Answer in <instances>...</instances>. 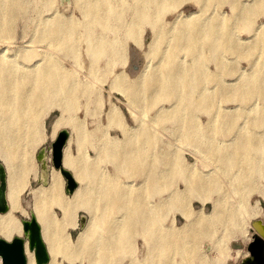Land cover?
Returning <instances> with one entry per match:
<instances>
[{
	"label": "bare ground",
	"instance_id": "6f19581e",
	"mask_svg": "<svg viewBox=\"0 0 264 264\" xmlns=\"http://www.w3.org/2000/svg\"><path fill=\"white\" fill-rule=\"evenodd\" d=\"M81 1L87 22L42 18V9L50 1L0 0V40L13 42L19 22L34 6L40 10L34 41L30 42L40 51H47L43 62L33 65L20 61L17 54L3 58L6 50L0 52V158L7 172L9 206L6 213H0V238L11 241L23 237L22 220L29 212L23 203L25 198L41 225L51 257L49 264H85L86 259L89 264L118 263L134 237H141L146 244L149 264H228L231 238H237L238 234L245 236L250 219L261 213L259 207L249 204L253 189L260 179L264 180V23L256 27L252 23L256 17L252 11L257 8L242 16L250 20L245 28L252 34L244 40L235 37L234 24L225 23L215 15L204 18L202 12L183 19L180 15L172 28H166L163 14L171 9L172 0ZM202 1L212 6L210 3L215 5L221 0ZM261 5L258 13L264 12V3ZM146 25L154 29L151 47L152 55L160 57L157 65L147 75L144 71L140 82H128L124 72L116 73L110 86V93L123 99L124 107L137 123L126 130V136L154 141L158 120L138 119L135 108L144 107L148 99L157 102L170 97L175 102L172 116L178 137L191 146H205L207 152L215 154L214 162L218 165L212 176L203 174L202 170L186 171L185 190L175 195L177 203L191 195L198 198L202 207L195 212L183 207L181 213L186 224L179 228L176 221L172 226L165 225L162 213L169 210L166 206L169 198L156 202L155 197L160 193L157 185L168 179V173L155 169V160L147 158L146 147L126 148L123 154L117 153L116 159L120 161L117 169L126 174L125 181L120 176L106 178L102 161L89 164L74 157L70 138L64 167L77 180V190L72 195L66 194L65 180L53 168L47 185L32 184L40 176L35 151L45 139L43 117L48 108L63 109L53 124L52 139L70 127L76 132L78 142L83 127L71 112L81 96L93 93L87 84L71 77L72 72L65 68L60 57L70 52L68 56L78 60L80 36L84 32L92 56L86 73H101L99 62L104 58L108 70L103 73L114 74L116 63L125 51L121 36L135 37ZM96 26L103 28L102 33H96ZM110 33L115 36L111 37ZM160 41L167 44L163 51L156 49ZM19 50L25 51L23 57L27 55L28 48ZM231 53L236 58H245L249 68L242 69L238 62L234 63L235 58L229 61L226 55ZM184 54L191 57L190 62L182 60ZM212 60L214 71L209 70L208 62ZM73 66L80 67L78 61ZM225 72L229 73L228 79L223 75ZM231 102L235 107L225 106ZM90 103L93 101H87ZM197 111L209 116L206 125L199 122ZM109 114L115 120L121 111L112 107ZM132 173L140 177L139 183L136 177L129 176ZM213 194H217L215 199ZM209 201L213 209L207 213ZM81 211L88 220L74 239L73 231ZM203 235L214 242L217 251L214 258L192 248L190 241ZM180 250L186 253L179 254L181 261L176 262L170 252ZM27 256L28 264H36L28 244Z\"/></svg>",
	"mask_w": 264,
	"mask_h": 264
},
{
	"label": "rangeland",
	"instance_id": "374dc122",
	"mask_svg": "<svg viewBox=\"0 0 264 264\" xmlns=\"http://www.w3.org/2000/svg\"><path fill=\"white\" fill-rule=\"evenodd\" d=\"M45 1L50 2L42 9V18L55 19L56 17H61L66 21L71 19L74 22H87V20L84 18L83 12L85 5L81 0ZM235 2L238 3L235 4ZM261 2L264 3V0H221L215 3V5L210 3L212 6H207L203 4L202 0H172V2L170 1V5L173 8L171 7V9L165 10L163 14V23L166 28L170 29L175 24L180 15V19H183L190 15H194V17H196L202 12L203 16H205L204 18L215 15L225 23L234 24L236 28L235 31H233L235 33V37L247 40L252 34H250L248 32L249 30L245 28V23H248L247 21L250 20L244 19L242 16L244 17L248 14V12H250V14L253 12V14H256V17L252 20V23L255 24V27L264 23V12L258 13L259 6H262ZM257 4H259V6ZM203 6L208 7V9H203ZM235 7L236 9L234 10ZM253 7H256L257 11L254 10L251 12L250 10H252ZM39 10V8L35 9L33 6L24 20L19 22L16 28L15 38L12 40L13 42L9 41V43L7 41L0 40V52L2 50H6L3 58L12 54H17L20 61L30 65H33L37 62H43L47 51H40L36 44L30 42L34 41L35 22L39 17ZM239 14L241 16H239ZM52 16L55 17L51 18ZM243 19L244 21L242 24L240 21ZM130 20L131 16H128L127 22H130ZM241 26L243 28H241ZM95 30L96 33H102L103 28L96 26ZM153 31L154 29L151 25H146L144 28L142 27L139 33L136 34V36L138 35L137 37L135 36L136 38L121 36V38H123L125 51L121 54V58H119L116 63L113 72L114 74L103 73V71L108 70L106 67L108 61L104 58L99 62V66L101 67L99 71H102L101 73L87 74L90 69V64L92 63V56L87 50L89 38L84 32H82L80 36L81 42L79 45L78 60L74 59L72 56H68L71 54L70 52H64L65 56H61L60 59L65 68L72 72L71 77L75 80L82 81L84 84H87L93 91L91 94L81 96L78 104L71 112V116L76 118L79 125L83 127V133L78 138V142L75 141L76 132H72L70 127L66 128V130L71 133L70 147L72 155L81 160L83 163L90 164L95 161H102L101 166L103 168L104 174L106 178L110 179L112 177L120 176L121 180H127L126 174L121 170L119 172L117 169L118 163L120 162H118L116 159L118 152L121 155V153L123 154L126 148H148L147 158H153L155 160V169L164 170L166 173H168V179H163L156 187L160 190V193L156 194L155 200L158 202L169 198V202L166 205L169 210L164 209L162 216L165 218L166 226H172V223L176 221V227L179 228L186 224V219L181 213V209L183 207L192 209L194 212L200 210L202 207V204L200 201H198V198L191 195L186 197L183 201H179L177 203L178 197H175V195L179 191L185 190L184 185L186 171H190V169H196L197 171L202 170L203 174L209 173L211 176L214 175L218 167V165L214 162L215 154L207 152V148L205 149V146H191L187 143V141H184L178 137L177 123L175 122V117L172 116V111L175 107L173 104L175 102H173L170 97L161 101H157L158 103L152 102L148 99L145 102L146 105L144 107L135 108L137 110L136 114L138 119L144 120V122L158 120L154 126L156 131L155 135L157 137L154 139V141H151L150 139L144 140L136 137L128 138L126 136V130L130 127H135L137 123L135 122L134 117L130 114L129 110L124 107L123 99L115 93H110V86L113 82V79L115 78L114 75L116 73L124 72L127 75L128 82H140L143 81L144 74L147 75L148 72L150 73L154 70L153 67L157 65L160 57L152 55L153 50L151 44L154 42ZM109 35L111 37L115 36L114 33H110ZM166 46V43L160 41V43L157 44L156 49L158 48L160 51H163L167 48ZM19 48H28L27 55L25 57L22 56L25 51H20ZM53 53L56 54V52ZM181 58L185 62H190L191 60V57L187 54L181 55ZM226 58L229 59V61L235 58L234 63L238 62L242 69L249 68L248 62L245 58H236V56L232 53L227 54ZM166 59H168V57ZM76 61H78V64L80 65V67L77 69L73 66L74 62ZM208 64L209 70L214 71L216 67L215 62L212 60L208 62ZM144 71L146 72L143 74ZM228 74L229 73L225 72L223 75L228 79ZM87 101H93V103L87 104ZM234 104L235 103L231 102L225 106L232 108L235 107ZM112 107H118L121 111L120 116L115 117L117 118L115 120H112L109 114ZM48 109L49 110L46 111L45 116L43 117L45 139L35 151V161L39 166L40 176H38L36 180H32L33 186L39 185L37 182L41 177L40 164L37 160V155L39 153L45 152L49 159L51 158L52 142L56 139H52L53 124L57 118L61 117V113L63 111V109L58 106H50ZM196 116L203 126L206 125L210 119L205 112L201 111H197ZM219 141H222V138H220ZM113 156H115L114 159L117 161L113 159ZM207 159H210L211 161L207 162ZM2 161L3 160L0 158V165L3 164ZM173 167H176L177 169L174 170ZM129 176L134 178L136 177L133 175V173L132 175L129 174ZM131 179L133 178L130 177L129 181H131ZM135 180L137 183H139L141 179L140 177H136ZM255 187L256 188L253 189L250 195L249 204L254 207H259L258 209H260L261 213L257 218L250 219L249 224L246 227L247 232L245 236L238 234L237 238H231V259H229L228 264H241V262L249 256L248 245L253 240V229H251L252 227L250 224L255 220L264 221V180L260 179ZM65 193L67 194L66 181ZM26 195L27 193L24 196L27 197ZM216 197L217 194H213V198L215 199ZM212 209V202H207L206 212L210 213ZM82 216L87 217L88 220L87 214L81 211L78 216L79 218L77 228L73 231L74 239L84 227H81ZM29 218L30 213L28 212V214H26L23 219L29 220ZM191 242L192 248L195 250L194 252L203 254L208 258H214L217 256L214 242L210 237L203 235L197 239H192L190 243ZM145 248L146 244L143 242L142 238L134 237L133 241L131 242V246H129L128 250L122 253L120 261H118V263L115 262L114 264H149L148 254ZM185 251L180 250L174 253L170 252V255L174 256L176 262H180L181 257L179 254L183 252L185 255ZM84 263L89 264L90 262L88 259H86ZM0 264H2L1 257Z\"/></svg>",
	"mask_w": 264,
	"mask_h": 264
},
{
	"label": "water",
	"instance_id": "95a60500",
	"mask_svg": "<svg viewBox=\"0 0 264 264\" xmlns=\"http://www.w3.org/2000/svg\"><path fill=\"white\" fill-rule=\"evenodd\" d=\"M71 133L62 130L52 142V156L46 153H39L37 160L40 164L41 177L37 184H48L49 173L52 168L60 171L66 181V192L72 195L79 184L73 173L64 167L65 149L67 148ZM36 184V185H37ZM7 172L3 164L0 165V213H6L9 209L7 202ZM23 203L27 206L30 213L29 220H22L23 237H14L11 241L0 238V257L2 264H28L27 244L30 252H34L36 264H49L51 257L42 235V228L32 207L26 199ZM87 217L82 216L81 227L85 225ZM253 240L248 245L249 256L241 264H264V221L255 220L253 222Z\"/></svg>",
	"mask_w": 264,
	"mask_h": 264
}]
</instances>
